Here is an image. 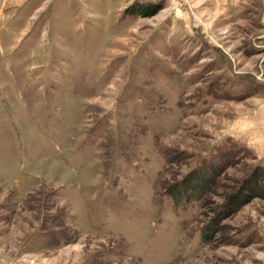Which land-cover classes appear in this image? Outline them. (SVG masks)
<instances>
[{
	"label": "rangeland",
	"instance_id": "rangeland-1",
	"mask_svg": "<svg viewBox=\"0 0 264 264\" xmlns=\"http://www.w3.org/2000/svg\"><path fill=\"white\" fill-rule=\"evenodd\" d=\"M258 177L264 0H0V264H264Z\"/></svg>",
	"mask_w": 264,
	"mask_h": 264
},
{
	"label": "trees",
	"instance_id": "trees-1",
	"mask_svg": "<svg viewBox=\"0 0 264 264\" xmlns=\"http://www.w3.org/2000/svg\"><path fill=\"white\" fill-rule=\"evenodd\" d=\"M150 6L152 7L153 5L150 4ZM154 9H151V11H149V13L153 12ZM260 178H256L255 180H253V183H256L255 187L252 189L254 191L250 192H245L247 194V197H245V199L242 200V202L240 203L243 204L247 201H249L251 199V197L254 196H264L263 192L259 189L262 185L259 184ZM211 181H210V175L205 174V172L199 173L197 175V178L195 179L193 186H189L186 187L183 184L179 185L177 188H169L168 191L166 192L167 195H171V198H174L176 202H178V200H182L184 202L189 201L190 197L194 198V199H199L201 197V195L204 194V192L208 189V185H210ZM241 190H237L235 193L231 194L229 197V201L232 202L234 200H236L235 197L240 195ZM214 226L216 227V223L214 225H211V228L206 225L203 227L202 231H201V238L204 241H209L211 235L213 234V228Z\"/></svg>",
	"mask_w": 264,
	"mask_h": 264
}]
</instances>
